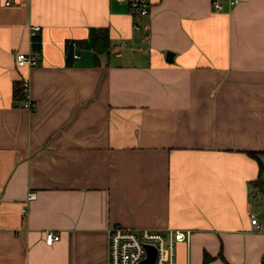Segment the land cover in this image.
I'll use <instances>...</instances> for the list:
<instances>
[{
    "label": "crops",
    "instance_id": "0c3cea01",
    "mask_svg": "<svg viewBox=\"0 0 264 264\" xmlns=\"http://www.w3.org/2000/svg\"><path fill=\"white\" fill-rule=\"evenodd\" d=\"M230 1L151 0L135 29L117 0H0V264H108L116 224L190 229L176 264H264V0Z\"/></svg>",
    "mask_w": 264,
    "mask_h": 264
},
{
    "label": "built area",
    "instance_id": "2783aa9c",
    "mask_svg": "<svg viewBox=\"0 0 264 264\" xmlns=\"http://www.w3.org/2000/svg\"><path fill=\"white\" fill-rule=\"evenodd\" d=\"M16 0H5V5H11ZM126 5L129 15L134 19V28L140 26L146 29V24H140L143 18H146L151 10V0H117ZM237 3V0L230 1V4ZM214 8L219 11L221 5L214 3ZM40 30L38 25L29 26L30 42L37 43L36 35ZM77 55H75L76 57ZM15 62L18 66H35L37 58L30 53L18 52L15 55ZM25 90L28 83L23 82ZM23 107L32 109L34 104L28 97L23 102ZM35 192L27 194L28 200L35 199ZM250 224L259 228V223L254 213H249ZM191 236L190 229H134L121 225H112L107 231L108 244V264H140L147 258L148 247H153L156 251L154 264H176V247L178 243H188ZM59 239V235L52 232L45 233V242L51 244Z\"/></svg>",
    "mask_w": 264,
    "mask_h": 264
},
{
    "label": "trees",
    "instance_id": "16d2710c",
    "mask_svg": "<svg viewBox=\"0 0 264 264\" xmlns=\"http://www.w3.org/2000/svg\"><path fill=\"white\" fill-rule=\"evenodd\" d=\"M73 42H67V48L69 49L72 46ZM82 46L85 48L91 49L94 52V55L97 57L99 54L107 52L109 48V38H108V29L107 28H91L87 40L83 41ZM23 81H17L14 83L13 89V99H19L24 93ZM249 155L254 157L259 164V173L251 182L252 189L257 193L264 195V177H262V172H264V164L259 160V153L249 152ZM221 258H223L220 255ZM213 259L208 254L204 253L203 261L207 262Z\"/></svg>",
    "mask_w": 264,
    "mask_h": 264
},
{
    "label": "water",
    "instance_id": "95a60500",
    "mask_svg": "<svg viewBox=\"0 0 264 264\" xmlns=\"http://www.w3.org/2000/svg\"><path fill=\"white\" fill-rule=\"evenodd\" d=\"M172 56H173V54L171 52H167L166 53V60L169 62L172 61ZM155 255H156L155 249L153 247L149 246L147 258L145 260H143L140 264H154Z\"/></svg>",
    "mask_w": 264,
    "mask_h": 264
}]
</instances>
